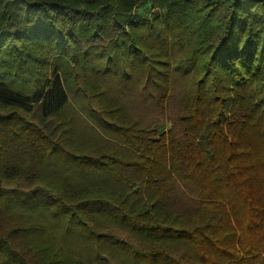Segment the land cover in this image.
<instances>
[{"label":"trees","instance_id":"trees-1","mask_svg":"<svg viewBox=\"0 0 264 264\" xmlns=\"http://www.w3.org/2000/svg\"><path fill=\"white\" fill-rule=\"evenodd\" d=\"M139 1L0 0V264H264V0Z\"/></svg>","mask_w":264,"mask_h":264},{"label":"rangeland","instance_id":"rangeland-1","mask_svg":"<svg viewBox=\"0 0 264 264\" xmlns=\"http://www.w3.org/2000/svg\"><path fill=\"white\" fill-rule=\"evenodd\" d=\"M137 10L138 11H145L146 13H151V11L149 10V6H147V3L144 0H140L137 6ZM162 129L166 130L169 126L167 124V122L164 120L163 124H162Z\"/></svg>","mask_w":264,"mask_h":264}]
</instances>
